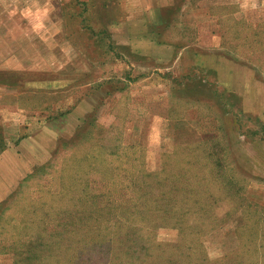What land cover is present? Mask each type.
<instances>
[{
	"label": "rangeland",
	"instance_id": "374dc122",
	"mask_svg": "<svg viewBox=\"0 0 264 264\" xmlns=\"http://www.w3.org/2000/svg\"><path fill=\"white\" fill-rule=\"evenodd\" d=\"M0 264H264V0H0Z\"/></svg>",
	"mask_w": 264,
	"mask_h": 264
},
{
	"label": "trees",
	"instance_id": "16d2710c",
	"mask_svg": "<svg viewBox=\"0 0 264 264\" xmlns=\"http://www.w3.org/2000/svg\"><path fill=\"white\" fill-rule=\"evenodd\" d=\"M159 185H163V184H161V182H160ZM163 189H164V187L163 188H159L160 192L158 193L157 197L155 198V199L161 200L162 203H163V200L165 199V197L168 194V190L167 189L166 190H163ZM191 192H193V194H195L196 193V190L195 189H192ZM169 193H172V194L174 193V194H177V195H182V192L179 190L178 186H176L174 184H172L170 186ZM174 198H173V195L170 196L169 197V201L173 200ZM193 201H195V200H193ZM166 208H168V206H164L163 204H160V206H150L149 205L148 206V211L154 213L156 215V217L171 216V215H175V214H179L180 215L181 214V211L177 213V211L175 212L173 210H169V212H165V213L164 212H161L162 209H166ZM126 216H127V214H122L121 215L122 218H124ZM195 217H196V215H195ZM127 240L131 243L130 246H132V245L134 246V241H135L134 239L132 240L131 237H128ZM128 241H127V244H126V247H127L126 248L127 249L126 251L127 252L129 251V248L128 247H130V246H128ZM147 254H150V253H147Z\"/></svg>",
	"mask_w": 264,
	"mask_h": 264
}]
</instances>
